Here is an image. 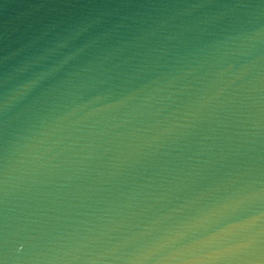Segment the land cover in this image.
<instances>
[{"label": "water", "instance_id": "1", "mask_svg": "<svg viewBox=\"0 0 264 264\" xmlns=\"http://www.w3.org/2000/svg\"><path fill=\"white\" fill-rule=\"evenodd\" d=\"M0 264H264V0H0Z\"/></svg>", "mask_w": 264, "mask_h": 264}]
</instances>
